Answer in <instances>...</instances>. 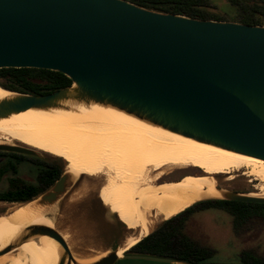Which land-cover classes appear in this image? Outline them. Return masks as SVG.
<instances>
[{
  "label": "water",
  "instance_id": "1",
  "mask_svg": "<svg viewBox=\"0 0 264 264\" xmlns=\"http://www.w3.org/2000/svg\"><path fill=\"white\" fill-rule=\"evenodd\" d=\"M59 71L71 83L46 94L9 91L0 120L26 110L112 108L197 142L264 161V25L159 12L128 0H0V68ZM1 150L36 155L29 147ZM64 170L25 202L44 215L72 187ZM212 199L264 203V196L215 186ZM57 242L56 264H114L119 257L180 262L112 250L81 263L53 226H22L0 248Z\"/></svg>",
  "mask_w": 264,
  "mask_h": 264
},
{
  "label": "bare ground",
  "instance_id": "2",
  "mask_svg": "<svg viewBox=\"0 0 264 264\" xmlns=\"http://www.w3.org/2000/svg\"><path fill=\"white\" fill-rule=\"evenodd\" d=\"M8 94L0 87V98ZM9 138L61 157L75 176L103 178L100 200L127 228L137 230L117 250L118 256L146 236L158 218L167 220L197 201L216 197L217 176L228 174L229 179L234 171H241L261 182L258 192L248 194L264 196L263 160L194 141L112 108L26 110L0 120V143H10ZM170 167H198L202 173L154 184ZM44 212L29 204L9 207L0 215V248L22 226H52ZM58 248L57 242L42 236L23 243L16 255L1 256L0 264H56Z\"/></svg>",
  "mask_w": 264,
  "mask_h": 264
},
{
  "label": "rangeland",
  "instance_id": "3",
  "mask_svg": "<svg viewBox=\"0 0 264 264\" xmlns=\"http://www.w3.org/2000/svg\"><path fill=\"white\" fill-rule=\"evenodd\" d=\"M209 1L210 6L206 8L207 11L230 21H234L238 17L237 8L239 7L229 0ZM8 141L20 143L10 138ZM37 151L51 157L63 167V171L66 170V161L61 157ZM183 169L170 167L163 170L154 184L158 181L167 183L180 178L184 172L189 170L182 171ZM196 170L202 173L198 167ZM228 176V174H223L215 177V185L218 184L222 188L244 193L259 191L261 182L242 174L241 171H234L231 175L232 178L228 179ZM103 182L102 177L79 174L72 187L55 204L47 216L51 220L52 226L65 237L73 257L77 260L82 259L85 263L95 261L109 251L123 249L127 245L128 239L137 234L136 229L127 228L116 214L100 200L98 192ZM206 199H212V197ZM13 205L18 204L2 205L0 203V215ZM164 221L162 218H158L151 225L149 233ZM183 232L199 244L212 247L215 250V254L211 258L213 262H235L243 249H250L256 254L264 255V221L259 219H251L235 231L232 226V218L227 212L219 209L197 211L186 220ZM135 263H142V261H135Z\"/></svg>",
  "mask_w": 264,
  "mask_h": 264
},
{
  "label": "trees",
  "instance_id": "4",
  "mask_svg": "<svg viewBox=\"0 0 264 264\" xmlns=\"http://www.w3.org/2000/svg\"><path fill=\"white\" fill-rule=\"evenodd\" d=\"M139 6L159 12H169L181 14L199 19L226 20L214 13L199 8L195 5L204 0H128ZM232 4L239 7L238 17L234 21L246 24L264 25V0H252L244 4L239 0H230ZM210 5H205L209 7ZM71 80L59 71L49 69L21 67V68H0V87L9 91L27 94H46L65 87ZM189 169V170H188ZM197 169L196 167H186L184 170ZM58 176L56 172L51 173V182ZM1 197V195H0ZM19 200H25L21 198ZM209 209H219L227 212L232 218V226L236 231L240 226L251 219L264 221V203L241 202L223 199L200 200L183 211L165 220L157 229L140 238L131 249H139L140 245L146 243L149 252L160 251V244L171 243V238L177 236L175 240L179 245V254L174 256L179 261H187L191 264H205L198 261L208 260L206 264H264V255L256 254L250 249H243L237 256L235 262L217 263L211 261L215 250L207 245L199 244L183 232L185 222L197 211ZM191 261H194L191 262Z\"/></svg>",
  "mask_w": 264,
  "mask_h": 264
},
{
  "label": "flooded vegetation",
  "instance_id": "5",
  "mask_svg": "<svg viewBox=\"0 0 264 264\" xmlns=\"http://www.w3.org/2000/svg\"><path fill=\"white\" fill-rule=\"evenodd\" d=\"M244 1L246 0H239V2L243 6L245 4ZM205 5H210V1L204 0V2H199L195 6L199 8H207L205 7ZM9 144L18 147H25V148L28 147L26 145H22L21 143H9ZM53 171L58 174V176L54 179L55 181L59 177V175L63 172V167L55 160H53L51 157L46 156L41 152L37 151L36 155H32L20 151L0 149V195H1L0 203L2 205L15 204V203L24 204L25 202L35 198L37 195H39L40 193L45 191L49 186H51V184L54 182V181L51 182V173ZM186 174L193 175L200 173L196 169H192L190 171L184 172L182 176ZM158 183L160 182L158 181L155 184ZM216 186L221 187L218 184ZM21 198H24L25 200H19ZM175 238H177V236L171 238L172 242L167 243V246L164 248H163L164 244L163 243L160 244L161 248L159 252L158 251L149 252L148 249L146 248L147 242H144L143 244L140 245V248L143 251H140L139 249H130L124 252L122 256L133 255V254H146V255L176 259L174 256H177L180 251H179L178 242L175 240ZM129 261H133V262H129ZM135 261H142V263H135ZM187 261H190V259ZM187 261L158 262V261H151L144 259H131L126 257H119L114 264H162V263L191 264ZM207 261L208 260H201L198 262L206 264ZM191 262L194 263V261Z\"/></svg>",
  "mask_w": 264,
  "mask_h": 264
}]
</instances>
